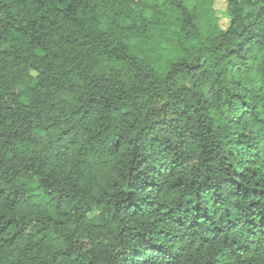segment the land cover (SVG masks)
<instances>
[{"label":"trees","instance_id":"16d2710c","mask_svg":"<svg viewBox=\"0 0 264 264\" xmlns=\"http://www.w3.org/2000/svg\"><path fill=\"white\" fill-rule=\"evenodd\" d=\"M225 1L0 0V264H264V0Z\"/></svg>","mask_w":264,"mask_h":264},{"label":"rangeland","instance_id":"374dc122","mask_svg":"<svg viewBox=\"0 0 264 264\" xmlns=\"http://www.w3.org/2000/svg\"><path fill=\"white\" fill-rule=\"evenodd\" d=\"M212 7L216 11L221 26H226L227 16L225 14L226 1L225 0H212ZM151 11H145L146 15H151Z\"/></svg>","mask_w":264,"mask_h":264},{"label":"clouds","instance_id":"9594fccd","mask_svg":"<svg viewBox=\"0 0 264 264\" xmlns=\"http://www.w3.org/2000/svg\"><path fill=\"white\" fill-rule=\"evenodd\" d=\"M159 227L163 228V227H165V225L164 224H160Z\"/></svg>","mask_w":264,"mask_h":264}]
</instances>
